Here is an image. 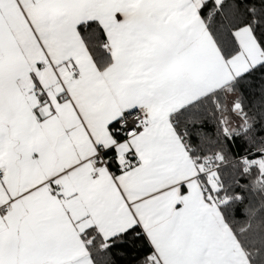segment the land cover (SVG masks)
<instances>
[{
	"label": "snow or ice",
	"instance_id": "6c2138e0",
	"mask_svg": "<svg viewBox=\"0 0 264 264\" xmlns=\"http://www.w3.org/2000/svg\"><path fill=\"white\" fill-rule=\"evenodd\" d=\"M0 264H264V0H0Z\"/></svg>",
	"mask_w": 264,
	"mask_h": 264
}]
</instances>
